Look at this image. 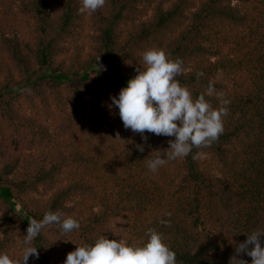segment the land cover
I'll return each mask as SVG.
<instances>
[{"label":"trees","instance_id":"1","mask_svg":"<svg viewBox=\"0 0 264 264\" xmlns=\"http://www.w3.org/2000/svg\"><path fill=\"white\" fill-rule=\"evenodd\" d=\"M81 7L0 0V253L22 260L30 220L59 211L80 227L45 228L28 264H64L100 237L141 245L149 229L177 264H230L247 233L264 230V0H106L90 16ZM153 48L183 61L176 79L194 99L231 101L216 142L156 172L148 161L175 137L145 142L110 107ZM106 55L119 59L111 88L97 81Z\"/></svg>","mask_w":264,"mask_h":264},{"label":"clouds","instance_id":"2","mask_svg":"<svg viewBox=\"0 0 264 264\" xmlns=\"http://www.w3.org/2000/svg\"><path fill=\"white\" fill-rule=\"evenodd\" d=\"M81 13H94L104 7L106 0H81ZM144 68L137 69V75L129 79L118 96L111 97L110 107L118 108L125 129L140 134L147 141L145 133L157 136L175 137L169 141V148L163 155L157 154L148 161L147 167L156 172L168 161L187 157L193 149L207 148L216 142L224 132V117L228 115L224 99L222 106L213 108L201 93L195 99L186 86L176 79L184 74L183 61L171 60L161 49H149L143 54ZM203 72L197 73V77ZM214 85L210 81L207 94L212 95ZM118 137V136H117ZM137 149L144 151V145ZM202 153L197 152L193 159ZM171 216V213H166ZM161 224L167 221L161 220ZM58 225L63 233H70L80 227L78 220L64 217L59 211L45 212L42 219H31L24 240L22 260H14L7 253H0V264H28L29 257L39 258L38 247L32 246L33 240L49 226ZM147 240L141 245L129 244L123 239L100 237L91 245H78L67 254L64 264H177L176 252L164 242L163 234L156 229L145 233ZM264 230L247 233V239L239 243L236 256L230 264H248L238 259L240 254L252 257L251 264H264Z\"/></svg>","mask_w":264,"mask_h":264},{"label":"rangeland","instance_id":"3","mask_svg":"<svg viewBox=\"0 0 264 264\" xmlns=\"http://www.w3.org/2000/svg\"><path fill=\"white\" fill-rule=\"evenodd\" d=\"M19 13V16H21L23 19L26 18V14L23 13L22 8L19 6V9L17 7L16 9ZM87 16H90V13H87ZM32 27V21H25L23 27L21 28V31H26L28 29V32H30ZM27 36H33V33ZM84 38H87V35L84 36ZM89 42L86 44V47L88 48ZM90 49V47L88 48ZM119 65V59L116 56L106 55L103 60L100 62V67L98 68L100 70V73L97 74V81L101 86H104L106 88H111V83L109 80H107L106 72L109 74H115L117 72V68ZM87 98L86 100L89 102L90 96H85ZM88 106H86L87 108ZM43 197L48 196V192L44 193L42 192Z\"/></svg>","mask_w":264,"mask_h":264}]
</instances>
